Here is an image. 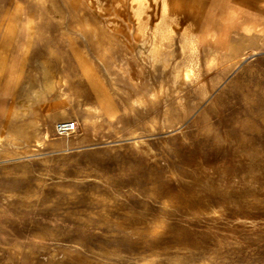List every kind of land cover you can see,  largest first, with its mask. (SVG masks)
<instances>
[{"label": "rangeland", "instance_id": "1", "mask_svg": "<svg viewBox=\"0 0 264 264\" xmlns=\"http://www.w3.org/2000/svg\"><path fill=\"white\" fill-rule=\"evenodd\" d=\"M0 264H264V0H0Z\"/></svg>", "mask_w": 264, "mask_h": 264}, {"label": "built area", "instance_id": "2", "mask_svg": "<svg viewBox=\"0 0 264 264\" xmlns=\"http://www.w3.org/2000/svg\"><path fill=\"white\" fill-rule=\"evenodd\" d=\"M77 129V124L73 120H61L56 124V130L61 133H70Z\"/></svg>", "mask_w": 264, "mask_h": 264}, {"label": "bare ground", "instance_id": "3", "mask_svg": "<svg viewBox=\"0 0 264 264\" xmlns=\"http://www.w3.org/2000/svg\"><path fill=\"white\" fill-rule=\"evenodd\" d=\"M189 83H191V80H187V84H189ZM76 122V121H75ZM71 133V132H70ZM49 136V133L47 132V133H45V134H43L42 135V139H38L37 141L39 142V143H42V141H44V139L45 138H47Z\"/></svg>", "mask_w": 264, "mask_h": 264}]
</instances>
